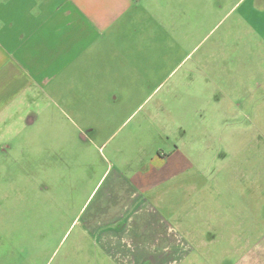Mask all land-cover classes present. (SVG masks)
I'll use <instances>...</instances> for the list:
<instances>
[{"label":"rangeland","instance_id":"374dc122","mask_svg":"<svg viewBox=\"0 0 264 264\" xmlns=\"http://www.w3.org/2000/svg\"><path fill=\"white\" fill-rule=\"evenodd\" d=\"M178 1L143 10L112 38L108 66L80 69L72 81L80 95L69 102L78 112L65 101L67 110L47 100L35 116L23 114L24 121L0 128V264H143L147 249L139 242L141 248L133 249L126 232L109 258L83 227L118 172L142 170L159 150L167 157L183 155L192 165L168 186L197 184L186 191L184 216L187 222L199 203L197 231L206 240L193 242V252L179 264L237 263L243 243L234 236L236 225L248 239L246 252L260 241L264 37L252 33L241 9L225 16L207 10L205 0L192 9L190 0H180L181 8H173ZM27 116L38 118L36 124L28 125ZM228 186L235 188L234 198ZM232 200L242 202L248 215L241 226L232 213L224 230L223 211ZM211 201L222 211L219 231L233 226L235 232L213 246Z\"/></svg>","mask_w":264,"mask_h":264},{"label":"crops","instance_id":"0c3cea01","mask_svg":"<svg viewBox=\"0 0 264 264\" xmlns=\"http://www.w3.org/2000/svg\"><path fill=\"white\" fill-rule=\"evenodd\" d=\"M164 1L0 0V128H8L15 120L24 121L23 114L35 116L37 108L41 110L42 105L46 108L47 100L58 101L57 108L67 110L68 107L78 112L69 102L80 95L72 87L80 69L84 65L108 66L110 40L121 36L128 25L139 20L143 10L160 8ZM195 1L190 0L187 6L194 8ZM171 6L181 8V1ZM203 6L212 13L217 11L225 16L241 9L252 33L264 37V25L256 22L264 21V0H205ZM224 19L212 24L211 31ZM104 56L106 63H102ZM37 120L25 118L28 125H35ZM124 166L132 167V164L125 161ZM189 166L192 165L185 156L177 157L175 152L167 157L159 150L142 170L130 175L119 171L110 181L109 193L87 214L83 231L96 240V247L104 250L109 258L117 254V246L126 232L132 239L128 242L133 249L141 248L140 244L135 246L139 242L152 254L141 263L179 264L186 253L193 252V242L206 240L197 231L198 202L185 222L186 191L197 188L196 182L184 180L174 187L167 185L184 176ZM228 187L229 196L234 198L235 188ZM88 202L89 198L83 209ZM230 202L223 211L224 230L232 213L234 218L240 217V221L235 219L240 225L242 216L248 215L242 202ZM220 215L218 202L211 201L210 246L221 237L224 239L227 233L230 238L233 232V226L223 234L219 231L222 227L218 221ZM235 229L234 236L243 243L240 259L235 264H264V233L252 247L253 251L246 252L248 239L239 235L241 228L238 225Z\"/></svg>","mask_w":264,"mask_h":264}]
</instances>
